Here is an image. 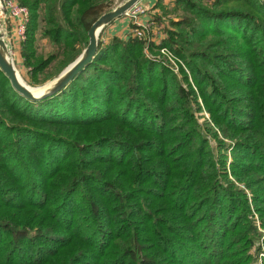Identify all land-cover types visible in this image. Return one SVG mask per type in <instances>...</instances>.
I'll return each mask as SVG.
<instances>
[{
  "label": "trees",
  "instance_id": "16d2710c",
  "mask_svg": "<svg viewBox=\"0 0 264 264\" xmlns=\"http://www.w3.org/2000/svg\"><path fill=\"white\" fill-rule=\"evenodd\" d=\"M21 1L32 10L22 54L33 84L56 75L39 78L59 58L35 60L40 19L60 47L58 74L114 3ZM175 2L178 19L154 48L172 49L187 65L230 147L208 126L216 159L194 116L196 92L147 58L136 36L105 43V27L93 60L38 101L0 69V264L256 262L251 250L260 249L264 228V0Z\"/></svg>",
  "mask_w": 264,
  "mask_h": 264
},
{
  "label": "rangeland",
  "instance_id": "374dc122",
  "mask_svg": "<svg viewBox=\"0 0 264 264\" xmlns=\"http://www.w3.org/2000/svg\"><path fill=\"white\" fill-rule=\"evenodd\" d=\"M126 0H114V3L111 8H115L116 6L120 5L121 3L125 2ZM140 1V0H139ZM176 0H154L151 1H143L146 5L149 4V9L145 11L146 16L144 17L145 23L148 24V28L146 32H144L143 38H139L140 36L137 35L139 40L143 42L145 52V56L151 60H154L156 62H160L164 64L167 68L171 69L176 75L177 79L181 82L182 86L186 88V90L190 88L194 89L196 92L197 98L196 102H192L193 105V112L194 116L200 126V130L203 134L206 135V138L209 139L210 146L215 151V157L218 159L217 154V147H218V141L217 139L212 135V133H208L207 127L210 126L214 128L218 132L219 138L225 140V142L228 144V148L232 144V141L229 139H225L222 136L220 128L216 125L214 122V118L212 116V113L209 111V109L206 107L205 99L202 95L200 87L196 84V82L193 79L192 73L189 69H186L187 65L181 64V59L179 58L176 53L169 48H166L165 52L162 51V47L154 48V45L159 46L164 39L167 38L168 33L166 32V28H171L170 20L172 19H178L175 13L172 11L174 10L176 6ZM17 3L21 6L27 7L29 11V19L32 14L31 7L27 4H23L21 0H17ZM43 4V3H42ZM43 5L40 6L42 8ZM110 8V10H112ZM40 13L43 15L44 10L40 9ZM125 15V14H124ZM120 16L119 18L115 19L112 23H110L104 30L102 39L105 43L109 42L114 37H119L125 41L129 39L133 35V30L138 27V24L135 22V18H129L127 16ZM145 14H143L141 17H143ZM30 21V20H29ZM141 22H144L140 19ZM0 27L2 31V36L4 35L7 39H13L15 34V28L11 19V13L8 11L6 7L5 0H0ZM124 27H128V33H123ZM47 29L46 24L41 21L39 28L35 33V40H34V48H36L38 57L35 60H40L41 58H47L56 54L59 56V58L56 61H53L50 63L51 65L43 72L40 73L39 78L43 81V78H45L48 74H56L53 76H50L47 80L41 83L33 84L32 82V76H31V66L26 65L25 58L22 54L23 50V43L27 40V30H26V39L21 44H16L11 48L12 51H10V60L13 62L17 72L19 73L20 77L28 83L30 86L37 87V88H43L50 86L54 79H56L62 71L66 69V67L57 74V70L59 69L60 65L58 62L61 60L62 56H60V47L53 42L54 40L50 35L45 34V30ZM113 31V34H112ZM119 34V35H118ZM135 37V36H134ZM79 44L76 46L78 47ZM37 62V61H35ZM188 76V78H187ZM187 78V79H186ZM229 160H232V155L228 153ZM236 184L240 186L241 188H245V185L243 183L237 182ZM254 216L257 221V223H260L259 215L257 212L254 211ZM261 228V229H260ZM260 231L262 233V238L257 241L259 242L258 245L260 249L258 251L253 247L251 252L257 253V260L254 262V264H257L259 260H262L264 264V228L260 227ZM257 248V244L255 246Z\"/></svg>",
  "mask_w": 264,
  "mask_h": 264
},
{
  "label": "water",
  "instance_id": "95a60500",
  "mask_svg": "<svg viewBox=\"0 0 264 264\" xmlns=\"http://www.w3.org/2000/svg\"><path fill=\"white\" fill-rule=\"evenodd\" d=\"M139 0H126L120 5L116 6L112 10L106 12L101 17H99L90 28L89 43L84 51L76 58V60L70 63L60 75L54 79V82L46 89L42 91H32L18 76V72L9 58L8 48L2 38L0 33V69L6 74L10 79L14 89L22 94L23 96L34 100H42L49 96H52L62 89H64L75 77L76 75L88 65L98 52L99 35L102 30L112 23L115 19L123 16L125 12L131 8Z\"/></svg>",
  "mask_w": 264,
  "mask_h": 264
},
{
  "label": "built area",
  "instance_id": "2783aa9c",
  "mask_svg": "<svg viewBox=\"0 0 264 264\" xmlns=\"http://www.w3.org/2000/svg\"><path fill=\"white\" fill-rule=\"evenodd\" d=\"M144 0H140L137 3H135L131 8H129L124 16H127L129 18H135L136 24H138V27H136L135 30H133V35L139 38H143L144 32H146L148 28V24L145 23V16L146 13L145 11L149 9V4H145L143 2ZM6 7L8 11L11 13V19L15 28V36L13 39H7L2 36L9 52V58H10V51L13 46H15L17 43L21 44L22 42L25 41L26 39V30H27V25L29 23V11L27 7L21 6L17 3V0H5ZM143 14H145L143 17H141ZM143 20L144 22L140 21ZM0 33L2 34L1 27H0ZM166 47L162 49L163 52H165ZM11 59V58H10ZM257 264H263L262 260H259Z\"/></svg>",
  "mask_w": 264,
  "mask_h": 264
},
{
  "label": "bare ground",
  "instance_id": "6f19581e",
  "mask_svg": "<svg viewBox=\"0 0 264 264\" xmlns=\"http://www.w3.org/2000/svg\"><path fill=\"white\" fill-rule=\"evenodd\" d=\"M18 76L20 77L19 73H18ZM20 79L28 86L31 88L32 91H42V90H46L49 86L47 87H43V88H37V87H33V86H30L28 83H26L22 77H20Z\"/></svg>",
  "mask_w": 264,
  "mask_h": 264
},
{
  "label": "crops",
  "instance_id": "0c3cea01",
  "mask_svg": "<svg viewBox=\"0 0 264 264\" xmlns=\"http://www.w3.org/2000/svg\"><path fill=\"white\" fill-rule=\"evenodd\" d=\"M144 1H145V0H144ZM147 1H150V2L152 1V2H153L154 0H147ZM107 26H108V25H107ZM107 26H106V27H107ZM124 29H125V30H123V33L127 34V33H128V27H124ZM112 34H113V31H112ZM118 35H119V34H118Z\"/></svg>",
  "mask_w": 264,
  "mask_h": 264
}]
</instances>
